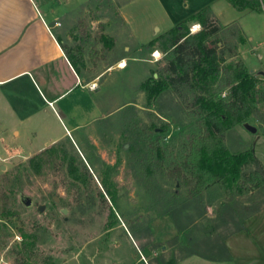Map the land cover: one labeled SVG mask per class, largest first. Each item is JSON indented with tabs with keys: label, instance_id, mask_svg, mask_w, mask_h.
Returning <instances> with one entry per match:
<instances>
[{
	"label": "rangeland",
	"instance_id": "374dc122",
	"mask_svg": "<svg viewBox=\"0 0 264 264\" xmlns=\"http://www.w3.org/2000/svg\"><path fill=\"white\" fill-rule=\"evenodd\" d=\"M34 1L44 5L43 0ZM45 3L58 10L56 31L65 44L89 41L85 45L86 58L101 32L115 39L116 46L111 52L95 45L103 59L96 67L88 64L89 72L84 73L86 80L101 75L96 81L100 91L94 98L107 116L62 136V127L59 129L49 119L35 118L19 124L9 116L0 98V182L9 196V210L14 216L9 220L0 218V264H14L15 252L21 247V227L31 236L36 264L251 261L244 254L250 256L249 251L264 247V187L229 196L215 186L204 193L201 201H184L186 189L179 183L160 178L146 186L139 181L137 157L142 150V128L155 126L154 132L159 134L161 123L155 116L170 123L168 133L163 136L168 143L190 126V120L170 91L154 102L155 116L144 108L147 97L139 88L152 82L164 55L157 50L159 57L154 58V48L138 45L124 22L126 17L146 42L181 23H185L189 34L199 32L201 27L191 17L204 8L214 10L222 23L238 19L242 30L253 38L249 46L245 39L238 57L256 78L264 79V12L240 18L239 11L228 0H45ZM255 46L257 51L253 50ZM122 61L124 68L119 67ZM62 122L70 127L67 120ZM249 124L257 129L255 134L237 126L227 133L224 142L232 153L252 150L264 168V104L257 106ZM14 131L19 134L16 136ZM51 131L60 137L56 144L60 145L64 160L78 159L92 174L81 185L77 199L67 196L57 178L42 184L27 168L32 156L50 147L47 137ZM53 182H58L59 187L56 195L50 197ZM173 193L178 195L177 200L171 198ZM22 195L31 198V207L26 208L20 202ZM240 233L246 235L240 237Z\"/></svg>",
	"mask_w": 264,
	"mask_h": 264
},
{
	"label": "trees",
	"instance_id": "16d2710c",
	"mask_svg": "<svg viewBox=\"0 0 264 264\" xmlns=\"http://www.w3.org/2000/svg\"><path fill=\"white\" fill-rule=\"evenodd\" d=\"M228 2L239 12H264V3L258 0ZM191 21L201 27L199 32L189 34L185 23H181L142 45L164 55L156 77L152 76L151 83H143L139 88L147 97L144 108L155 116L154 102L170 91L188 114L190 126L168 143L163 136L168 133L170 123L155 116L161 123L159 134H155V126L143 127L137 177L146 186L160 178L179 183L186 189L184 201H201L204 193L215 186L229 196L264 187V168L252 150L232 153L224 142L228 132L249 124L254 110L264 104V79L256 78L238 57L245 38L237 22L222 26L210 8L194 14ZM57 42L77 75L89 72L88 64L96 67L103 59L95 45L100 44L109 52L116 46L115 39L101 32L86 58L88 40L67 45L57 37ZM27 168L42 184L57 178L67 196L75 199L81 185L92 175L78 159L66 162L59 144L32 156ZM249 168L252 170L247 172ZM59 184L52 183L48 196L56 195ZM171 198L177 200L178 195L173 193ZM64 203L68 204L65 200ZM9 207V196L0 182L2 220L14 217ZM19 234L21 247L15 252L14 264H36L31 236L22 227Z\"/></svg>",
	"mask_w": 264,
	"mask_h": 264
},
{
	"label": "crops",
	"instance_id": "0c3cea01",
	"mask_svg": "<svg viewBox=\"0 0 264 264\" xmlns=\"http://www.w3.org/2000/svg\"><path fill=\"white\" fill-rule=\"evenodd\" d=\"M43 3V6L39 4L41 8L34 0H0V98L5 102L9 116L19 124L23 120L49 119L59 129L62 127L64 136L107 116L101 112L94 98L100 91L99 86L93 90L90 88L96 85L101 75L88 80L84 73L77 75L57 42V37H60L56 31L58 10L46 4L45 0ZM211 11L217 18L215 11ZM238 13L240 18L261 14L250 11ZM232 22L238 23V19L228 23L219 20L222 26ZM125 23L138 45H145L155 38L154 35L148 41H142L126 17ZM239 27L249 46L253 38L247 36L241 25ZM253 50L257 51V47ZM62 120H67L70 127H65ZM14 134L17 136L19 133L14 131ZM31 134L35 135L34 132ZM47 138L49 146L60 139L52 131ZM244 235L239 234L240 237ZM258 250L249 251L250 256L245 253L251 261L243 264H264V247Z\"/></svg>",
	"mask_w": 264,
	"mask_h": 264
},
{
	"label": "water",
	"instance_id": "95a60500",
	"mask_svg": "<svg viewBox=\"0 0 264 264\" xmlns=\"http://www.w3.org/2000/svg\"><path fill=\"white\" fill-rule=\"evenodd\" d=\"M154 77H156V75L154 76ZM244 128L248 131V132H250L251 134H255L256 133V131H257V129L254 127V126H252V125H250V124H245L244 125ZM20 202L24 205V207H26V208H29V207H31V205H32V200H31V198H29V197H27V196H20ZM43 210V207H41L40 208V212ZM62 214H66V210H62Z\"/></svg>",
	"mask_w": 264,
	"mask_h": 264
},
{
	"label": "bare ground",
	"instance_id": "6f19581e",
	"mask_svg": "<svg viewBox=\"0 0 264 264\" xmlns=\"http://www.w3.org/2000/svg\"><path fill=\"white\" fill-rule=\"evenodd\" d=\"M154 58H158L159 57V52L157 51V52H155V54H154V56H153ZM126 65H125V62L124 61H122L121 63H120V65H119V67L120 68H124Z\"/></svg>",
	"mask_w": 264,
	"mask_h": 264
},
{
	"label": "built area",
	"instance_id": "2783aa9c",
	"mask_svg": "<svg viewBox=\"0 0 264 264\" xmlns=\"http://www.w3.org/2000/svg\"><path fill=\"white\" fill-rule=\"evenodd\" d=\"M90 88L93 90V89H95V88H96V85H95V84H93V85H91V87H90ZM222 96H224V94H223Z\"/></svg>",
	"mask_w": 264,
	"mask_h": 264
},
{
	"label": "snow or ice",
	"instance_id": "6c2138e0",
	"mask_svg": "<svg viewBox=\"0 0 264 264\" xmlns=\"http://www.w3.org/2000/svg\"><path fill=\"white\" fill-rule=\"evenodd\" d=\"M195 30V29H194Z\"/></svg>",
	"mask_w": 264,
	"mask_h": 264
}]
</instances>
